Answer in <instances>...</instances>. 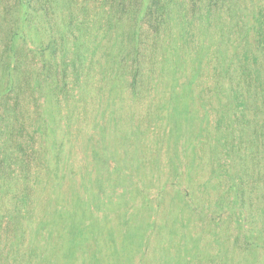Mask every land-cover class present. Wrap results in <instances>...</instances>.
<instances>
[{"label": "rangeland", "instance_id": "rangeland-1", "mask_svg": "<svg viewBox=\"0 0 264 264\" xmlns=\"http://www.w3.org/2000/svg\"><path fill=\"white\" fill-rule=\"evenodd\" d=\"M0 264H264V0H0Z\"/></svg>", "mask_w": 264, "mask_h": 264}]
</instances>
